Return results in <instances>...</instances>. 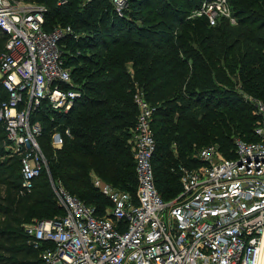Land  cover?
<instances>
[{"label":"trees","instance_id":"trees-1","mask_svg":"<svg viewBox=\"0 0 264 264\" xmlns=\"http://www.w3.org/2000/svg\"><path fill=\"white\" fill-rule=\"evenodd\" d=\"M28 1L45 2L46 31L71 16L68 26L77 36L65 38L70 51L61 48L82 96L66 114L35 117L48 173L41 171L30 192H21L19 157L5 151L0 122V264H44L22 225L64 213L49 176L96 214L110 201L95 178L134 194L137 91L153 108L151 163L165 201L181 189L178 167L199 164L194 154L200 148L217 144L232 158L236 139L258 140L248 97L264 101V0H229L236 24L219 18L215 25L204 16L187 18L203 0H127L122 16L108 0L110 10L103 9L105 0ZM6 41L0 33V54ZM54 127L63 136L58 148L51 145Z\"/></svg>","mask_w":264,"mask_h":264},{"label":"built area","instance_id":"built-area-1","mask_svg":"<svg viewBox=\"0 0 264 264\" xmlns=\"http://www.w3.org/2000/svg\"><path fill=\"white\" fill-rule=\"evenodd\" d=\"M26 0H0V33L7 35L0 54V122L3 147L19 157L21 192H30L46 157L37 137L41 112L66 114L82 96L66 65L61 39L70 26L43 29L46 7ZM92 0H83V4ZM122 16L127 0H108ZM68 0H57L64 5ZM204 16L236 24L229 0H203L187 18ZM258 117L256 141L235 140L234 157L217 144L200 148L194 167L180 165L179 193L163 200L155 185L152 154L153 108L134 94L138 113L132 129L137 176L134 194L99 178L94 186L110 205L101 215L69 194L49 176L63 214L22 225L44 264H264V101L248 97ZM53 119V116L50 117ZM68 135L69 130L64 129ZM63 143L53 128L51 145Z\"/></svg>","mask_w":264,"mask_h":264},{"label":"rangeland","instance_id":"rangeland-1","mask_svg":"<svg viewBox=\"0 0 264 264\" xmlns=\"http://www.w3.org/2000/svg\"><path fill=\"white\" fill-rule=\"evenodd\" d=\"M25 2H30V3H33V1H28V0H26ZM40 3H45L44 1H41ZM108 5V2L105 0L104 1V6H103V9H105V10H110V7L109 6H107ZM126 10V9H125ZM82 15L84 16V15H86V14H84V13H82ZM64 18H66V21H64V22H62V23H60V22H58L57 24H56V27H66V26H68L69 25V21H70V18H71V16H67V15H64L63 16ZM216 24V23H215ZM214 24V25H215ZM50 28H55V26L54 27H50ZM76 28H80L79 26H77L76 25ZM67 36H64L62 39H61V47L64 49V51L66 52V51H70L69 50V46L71 45V43L70 44H68V42L66 43V41H65V38H66ZM65 47V48H64ZM132 138V137H131ZM108 207V205H105L104 206V208H103V212L102 213H97V214H99V215H101V214H103L104 212H105V209ZM36 219H38V217H32V218H30L29 219V221H33V220H36ZM29 221H27V222H29Z\"/></svg>","mask_w":264,"mask_h":264}]
</instances>
